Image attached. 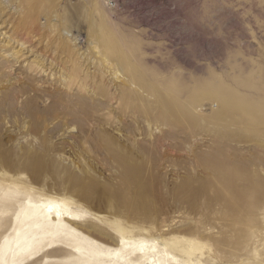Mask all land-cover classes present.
<instances>
[{
  "label": "rangeland",
  "instance_id": "374dc122",
  "mask_svg": "<svg viewBox=\"0 0 264 264\" xmlns=\"http://www.w3.org/2000/svg\"><path fill=\"white\" fill-rule=\"evenodd\" d=\"M0 264H264V0H0Z\"/></svg>",
  "mask_w": 264,
  "mask_h": 264
},
{
  "label": "bare ground",
  "instance_id": "6f19581e",
  "mask_svg": "<svg viewBox=\"0 0 264 264\" xmlns=\"http://www.w3.org/2000/svg\"><path fill=\"white\" fill-rule=\"evenodd\" d=\"M106 6L108 7L107 4H106ZM136 198H135V201H136ZM54 211H55V216L58 217V218L65 217V214L64 213H69L67 211V209L62 206L61 203L56 202V201L55 202L54 201L48 202V204L46 205L45 212H47L48 214H52ZM140 251L142 253H146V249H145L144 244L142 246H140ZM147 259H149V257H147Z\"/></svg>",
  "mask_w": 264,
  "mask_h": 264
},
{
  "label": "built area",
  "instance_id": "2783aa9c",
  "mask_svg": "<svg viewBox=\"0 0 264 264\" xmlns=\"http://www.w3.org/2000/svg\"><path fill=\"white\" fill-rule=\"evenodd\" d=\"M108 5V4H107ZM110 6H111V4H110Z\"/></svg>",
  "mask_w": 264,
  "mask_h": 264
}]
</instances>
